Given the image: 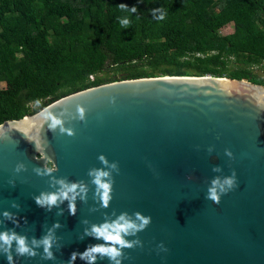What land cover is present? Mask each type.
Returning a JSON list of instances; mask_svg holds the SVG:
<instances>
[{
	"label": "water",
	"instance_id": "1",
	"mask_svg": "<svg viewBox=\"0 0 264 264\" xmlns=\"http://www.w3.org/2000/svg\"><path fill=\"white\" fill-rule=\"evenodd\" d=\"M93 170L108 173L107 206ZM233 170L237 186L213 203L212 180ZM50 194L55 204L36 203ZM136 213L150 222L124 237L132 247L119 264H264V86L214 76L115 81L0 125V233L34 253L0 240V264H89L81 254L105 243L93 225L121 214L139 225ZM93 255L91 264H115Z\"/></svg>",
	"mask_w": 264,
	"mask_h": 264
},
{
	"label": "trees",
	"instance_id": "2",
	"mask_svg": "<svg viewBox=\"0 0 264 264\" xmlns=\"http://www.w3.org/2000/svg\"><path fill=\"white\" fill-rule=\"evenodd\" d=\"M231 59L264 62V0H0V125L88 88L184 69L264 86L245 69L226 73ZM109 68L126 76H98Z\"/></svg>",
	"mask_w": 264,
	"mask_h": 264
},
{
	"label": "clouds",
	"instance_id": "3",
	"mask_svg": "<svg viewBox=\"0 0 264 264\" xmlns=\"http://www.w3.org/2000/svg\"><path fill=\"white\" fill-rule=\"evenodd\" d=\"M119 7H126L125 5H119ZM133 10H135L133 8ZM162 18V17H161ZM83 116V112L81 111V118ZM59 120H53L50 127L54 128L57 124H59ZM226 155L231 156V152L228 149H225ZM101 161L107 163L104 158L100 157ZM115 167V165H113ZM214 171H218V168H214ZM94 172V175H93ZM90 172V175H93V183H95L98 189H102V201L105 206L110 199V184L103 180V177L107 176L108 173L103 170H93ZM62 183V182H61ZM211 187H209L207 192V198L210 199L213 203H220V196L227 194L230 190H233L237 186V181L235 177V171L233 170L232 174L224 177L221 182L219 178H215L211 182ZM226 186V187H225ZM76 185H72L69 191H74ZM219 188V193L217 191ZM63 199L68 198L67 192L61 194ZM58 197L57 194H50L46 197L36 199V203L38 205L43 206L44 203L48 205H53L56 203ZM69 211L71 214H74V205L69 204ZM136 219L140 221V224L126 219L124 214H121L116 221L112 223H105L102 225H93L92 233L96 239H102L105 243L101 245H93L91 248L85 249V252L81 254L82 259H88L89 264L95 260V256L93 253H98L101 257H107L110 261L115 262V264H119V260L117 257L121 256V249L125 247H132V244L124 239L125 236L135 234V232L143 229L150 222L149 217L141 216L139 213H136ZM0 240H2L5 244L11 245L12 240H16L18 244L17 252L21 255L28 253L29 255H34L31 250L26 246L25 240L23 237H17L14 233L9 235L7 233H0ZM45 246V253L50 257L51 253L49 252V248L51 247L50 240L45 237L43 240ZM10 259V257H9ZM72 259H75V253L72 254Z\"/></svg>",
	"mask_w": 264,
	"mask_h": 264
},
{
	"label": "rangeland",
	"instance_id": "4",
	"mask_svg": "<svg viewBox=\"0 0 264 264\" xmlns=\"http://www.w3.org/2000/svg\"><path fill=\"white\" fill-rule=\"evenodd\" d=\"M233 32V25L229 24L226 27L222 28L219 30V34L221 35H228ZM230 62L226 66V73L230 71H235L237 69H245L248 72H252L254 75L259 77L261 80L264 81V62L263 63H258V64H244L243 67H240L238 65L239 62H236L234 59L229 60ZM147 67H145V70ZM185 73L187 74L186 76H194V72L190 69H184ZM100 78H107L109 80H117L122 78L123 76H126V73L124 71H119L115 73L112 69H108L98 75ZM93 80V79H92ZM91 81V80H90ZM1 87H6L5 83L1 84Z\"/></svg>",
	"mask_w": 264,
	"mask_h": 264
},
{
	"label": "built area",
	"instance_id": "5",
	"mask_svg": "<svg viewBox=\"0 0 264 264\" xmlns=\"http://www.w3.org/2000/svg\"><path fill=\"white\" fill-rule=\"evenodd\" d=\"M90 79L92 80V79H93V77H92V76H90Z\"/></svg>",
	"mask_w": 264,
	"mask_h": 264
}]
</instances>
